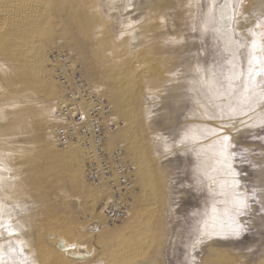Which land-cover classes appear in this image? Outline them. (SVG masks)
Returning a JSON list of instances; mask_svg holds the SVG:
<instances>
[{
	"label": "rangeland",
	"instance_id": "rangeland-1",
	"mask_svg": "<svg viewBox=\"0 0 264 264\" xmlns=\"http://www.w3.org/2000/svg\"><path fill=\"white\" fill-rule=\"evenodd\" d=\"M128 2L2 3L13 15L0 21L14 31L0 35V203L32 264H184L210 211L217 185L199 182L191 146L173 147L185 129L212 123L196 118L191 99L197 63L221 59L212 34L194 31L198 6L206 10L210 0H130L134 7L122 12ZM239 12L236 29L250 42L245 29L264 16V0H241ZM52 51L67 55L111 108L107 152H121L133 185L128 212L113 225L104 218L112 192L86 179L89 160L79 166L86 150L72 143L80 155L69 154L56 140L65 88L53 75ZM235 127L225 131L257 165L238 163L241 179L264 188V155H256L264 143L253 139L264 129ZM246 219L241 240L213 235L192 249L195 264H264V217L255 204Z\"/></svg>",
	"mask_w": 264,
	"mask_h": 264
},
{
	"label": "snow or ice",
	"instance_id": "snow-or-ice-1",
	"mask_svg": "<svg viewBox=\"0 0 264 264\" xmlns=\"http://www.w3.org/2000/svg\"><path fill=\"white\" fill-rule=\"evenodd\" d=\"M240 5L241 0H210L206 10L198 6V23L194 31L212 34L221 59L203 67L197 63L192 80L195 95L191 99L199 113L196 118L212 123L185 129L183 135L173 142V147L187 149L191 146V152L197 158L195 172L199 182L209 179L217 189L209 188L210 211L205 210L195 228L184 264H195L191 250L206 238L220 235L241 240L248 234L249 220L246 218L251 215L253 204L257 206L258 214L264 217V188L252 186L249 189L241 179L243 173L236 167L238 163L251 168L257 165L249 158L250 150L233 144L230 133L225 131H239L240 128L235 127L237 124L264 129V16L245 29L251 37L248 42L236 29L237 16L242 15ZM130 7L134 5L129 0L121 11L127 12ZM221 40L223 48L220 47ZM253 139L264 143V137ZM4 170L0 167V171ZM5 234L7 246L3 241ZM18 236L10 215L5 223L4 205L0 203V264H32L24 252V242ZM60 247L63 250L62 242ZM76 258L84 259L85 256L76 254Z\"/></svg>",
	"mask_w": 264,
	"mask_h": 264
},
{
	"label": "built area",
	"instance_id": "built-area-1",
	"mask_svg": "<svg viewBox=\"0 0 264 264\" xmlns=\"http://www.w3.org/2000/svg\"><path fill=\"white\" fill-rule=\"evenodd\" d=\"M69 59L59 51L49 58L51 64L57 66L53 74L65 88L64 103L56 113L60 124L56 140L60 145L79 143L91 156L92 160L86 164L87 179L94 185L105 182L112 197L104 218L109 222L119 221L128 210V194L133 185L127 177L121 152H107L105 138L110 127L111 108L94 93Z\"/></svg>",
	"mask_w": 264,
	"mask_h": 264
},
{
	"label": "bare ground",
	"instance_id": "bare-ground-1",
	"mask_svg": "<svg viewBox=\"0 0 264 264\" xmlns=\"http://www.w3.org/2000/svg\"><path fill=\"white\" fill-rule=\"evenodd\" d=\"M3 1H5V3H7V4H9V5H11V4H14V3H16L18 0H0V20H3V19H9L10 21L12 20V18H11V16L13 15L11 12H9L8 10H7V8L5 7V6H3ZM33 1L34 0H32V3H33ZM221 1V0H220ZM31 2V1H30ZM35 2H36V0H35ZM37 2H38V0H37ZM222 2H223V0H222ZM31 4V3H30ZM33 4H35V3H33ZM32 5V4H31ZM34 6V5H33ZM38 6V5H37ZM32 11H33V9H32ZM33 13V12H32ZM17 25V24H16ZM39 25V24H38ZM11 31H14V30H12V29H10V28H8L5 24H2L1 23V21H0V35H9L10 34V32ZM13 34V33H12ZM221 42H223V40L221 41ZM224 45V44H223ZM30 52V51H29ZM53 52H56V51H52L51 53H50V55H52V53ZM42 54V53H41ZM41 56V55H40ZM42 56H44V58L46 57L45 55H42ZM37 59V58H36ZM45 59H48V57H46ZM38 60V59H37ZM41 60V59H40ZM42 61V60H41ZM38 62V61H37ZM41 62H39V64H40ZM43 63V62H42ZM55 65H56V63H55ZM54 64H51L50 66H52V68H55V67H57V66H55ZM54 70V69H53ZM45 70H43V72H44ZM39 74V73H38ZM45 76L47 75V74H44ZM54 75V74H53ZM49 77V76H48ZM46 78V77H45ZM45 78H42L43 80L45 79ZM55 78H56V76H55ZM47 79V78H46ZM45 79V80H46ZM57 80V79H56ZM58 81V80H57ZM48 87H52V85H51V83L50 82H48ZM47 87V88H48ZM50 89V88H49ZM95 93V92H94ZM65 98V97H64ZM60 99H62V95H61V97H60ZM61 103H62V101H61ZM60 103V104H61ZM63 103H64V101H63ZM62 103V104H63ZM115 105H117V104H115ZM73 142H67V143H65L64 145H62V146H66L67 145V149H66V153H69V154H73V155H80V153H79V150H78V146L76 147V146H74V145H71ZM75 144H79V143H75ZM82 149H84V148H82ZM80 157H81V164L79 165L81 168H82V164H83V162L85 161L84 159H86V160H89V161H91L92 159H91V156L89 155V154H86L85 155V158L84 157H82L81 155H80ZM81 168H77V170H81ZM77 172H79V171H77ZM77 172H76V175H77ZM76 175H75V178H77L76 177ZM86 175H87V169H86ZM87 179V178H86ZM89 181V180H88ZM90 182V181H89ZM91 183V182H90ZM92 184V183H91ZM93 186H95V187H99V188H102V185H105V182H103V181H101V183H99L98 185H94V184H92ZM130 192H131V190H130ZM127 212H128V210H127ZM127 212H126V214H127ZM105 220H106V218H105ZM107 224H109V225H113V224H115V223H117L118 221H115V222H109V221H105ZM126 251V250H125ZM121 253V252H120ZM122 254V253H121ZM117 263V262H116Z\"/></svg>",
	"mask_w": 264,
	"mask_h": 264
}]
</instances>
